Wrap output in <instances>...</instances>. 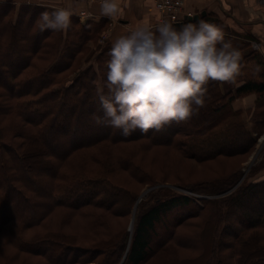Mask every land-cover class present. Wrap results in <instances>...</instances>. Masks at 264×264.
<instances>
[{
  "label": "trees",
  "instance_id": "16d2710c",
  "mask_svg": "<svg viewBox=\"0 0 264 264\" xmlns=\"http://www.w3.org/2000/svg\"><path fill=\"white\" fill-rule=\"evenodd\" d=\"M51 10L0 2V264H264V163L240 184L233 165L264 134V71L210 81L202 114L125 138L92 119L109 20L39 31Z\"/></svg>",
  "mask_w": 264,
  "mask_h": 264
},
{
  "label": "clouds",
  "instance_id": "9594fccd",
  "mask_svg": "<svg viewBox=\"0 0 264 264\" xmlns=\"http://www.w3.org/2000/svg\"><path fill=\"white\" fill-rule=\"evenodd\" d=\"M51 8L40 13L37 28L67 32L75 12L71 7ZM99 8L109 19L120 13L119 0H100ZM225 35L219 25L199 19L179 28L168 21L141 23L116 36L107 52L105 77L95 82L103 115L93 114L92 119L125 138L191 120L205 107L210 81L235 83L243 74V53ZM257 37L259 42L250 47L264 56V34ZM261 71L264 67L256 65L253 75Z\"/></svg>",
  "mask_w": 264,
  "mask_h": 264
},
{
  "label": "crops",
  "instance_id": "0c3cea01",
  "mask_svg": "<svg viewBox=\"0 0 264 264\" xmlns=\"http://www.w3.org/2000/svg\"><path fill=\"white\" fill-rule=\"evenodd\" d=\"M12 1L16 5L20 3L38 4L51 7L52 5L71 7L75 13L82 10L90 11L100 19V0H0V2ZM120 13L113 22L111 29L103 34L104 40L112 41L116 36L125 34L129 29L138 24L155 25L159 18V12L154 7V0H119ZM185 13L193 15L205 12L203 19L219 25L225 32V38L231 39L234 45L240 47L243 56L250 54L254 49L251 42L258 41L257 33L264 34V2L262 0H185ZM199 20V19H198ZM257 52V51H256ZM258 53V52H257ZM262 56L260 53H258ZM264 59V56H262ZM256 59L245 63L244 73L253 74ZM256 93H249L243 97H237L233 103L237 109L247 110L255 106Z\"/></svg>",
  "mask_w": 264,
  "mask_h": 264
},
{
  "label": "rangeland",
  "instance_id": "374dc122",
  "mask_svg": "<svg viewBox=\"0 0 264 264\" xmlns=\"http://www.w3.org/2000/svg\"><path fill=\"white\" fill-rule=\"evenodd\" d=\"M22 3H20L19 5H16L17 8H19V6L21 5ZM29 4V3H27ZM38 5V4H37ZM102 42V41H101ZM203 110L205 111L206 109H203L201 108L199 113L202 114ZM252 129H253V126H252ZM256 134V133H254ZM264 136V134H262L261 136L258 137L257 139V143L254 147V150L251 152V154H249V156L247 157H244V158H240V159H236L235 160V166L239 167L241 166V179L239 181V184L246 178L252 176L253 174V171L256 170L257 168L261 167L262 164L264 163V143L263 145L261 146V149L259 150L258 154H256V157L254 159H252L253 157V154L256 152L257 150V146L259 144V140L260 138H262ZM252 159V160H251ZM260 175H263V174H260ZM159 188L160 187H169V188H172V189H177L181 192H185V193H189L191 195H193V193L185 190V189H182V188H179L175 185H170V184H159L157 185ZM157 186H146L141 192H140V196L142 195V193L146 192L142 197H145L147 196L150 192H155L158 190ZM210 198V196H207ZM213 197V196H211ZM140 198V197H139ZM132 219L130 220V223H131ZM90 264H96V263H90Z\"/></svg>",
  "mask_w": 264,
  "mask_h": 264
},
{
  "label": "built area",
  "instance_id": "2783aa9c",
  "mask_svg": "<svg viewBox=\"0 0 264 264\" xmlns=\"http://www.w3.org/2000/svg\"><path fill=\"white\" fill-rule=\"evenodd\" d=\"M264 2V0H262ZM184 5L185 0H154V7L159 12V18L155 25L162 21H168L175 25L177 22L183 21L186 16H192V13H185L184 12ZM88 13H92L90 11L82 10L79 13V17L83 21H87L88 19ZM93 14V13H92ZM95 15L93 14L92 18H94ZM153 25V26H155ZM113 26V23H110L109 29H111Z\"/></svg>",
  "mask_w": 264,
  "mask_h": 264
},
{
  "label": "water",
  "instance_id": "95a60500",
  "mask_svg": "<svg viewBox=\"0 0 264 264\" xmlns=\"http://www.w3.org/2000/svg\"><path fill=\"white\" fill-rule=\"evenodd\" d=\"M205 14H206L205 12H202V13L195 14V15H193V16H187V17H185V19H186V20H198V19H200L202 16H204ZM182 24H184V21L177 22L174 26L177 27V28H179ZM238 184H239V183H238ZM238 184H237V185H238ZM146 192H147V191H146ZM146 192L142 193V195L140 196L139 200L142 198V196H143ZM133 221H134V218H133L132 221H131L130 230H131L132 227H133Z\"/></svg>",
  "mask_w": 264,
  "mask_h": 264
},
{
  "label": "bare ground",
  "instance_id": "6f19581e",
  "mask_svg": "<svg viewBox=\"0 0 264 264\" xmlns=\"http://www.w3.org/2000/svg\"><path fill=\"white\" fill-rule=\"evenodd\" d=\"M263 143H264V136H263L262 138H260V140H259V144H258V146H257V150H256V152L253 154L252 159H254V158L256 157V154H258V152H259V150L261 149V146L263 145ZM252 159H251V160H252Z\"/></svg>",
  "mask_w": 264,
  "mask_h": 264
}]
</instances>
